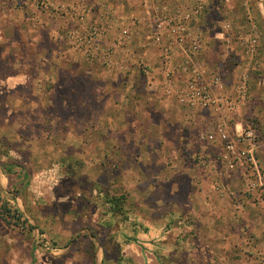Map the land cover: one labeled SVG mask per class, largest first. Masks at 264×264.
I'll list each match as a JSON object with an SVG mask.
<instances>
[{"label":"rangeland","instance_id":"1","mask_svg":"<svg viewBox=\"0 0 264 264\" xmlns=\"http://www.w3.org/2000/svg\"><path fill=\"white\" fill-rule=\"evenodd\" d=\"M49 1L58 9L80 3L87 13L79 22L50 6L41 9L37 0H0V163L9 170L0 171V212L21 214L19 220L0 216V264H91L99 246L102 264H264V203L255 199L260 210L254 214L261 221L249 227L238 225L237 211L228 219L219 209L197 212L190 181L180 177L172 156L162 159L159 169L147 153L141 156L146 163L133 159L145 150L139 142L145 146L159 138V129L149 128L145 107L140 106L146 100L143 95L132 104L130 129H125L122 115L123 130L113 132V75H108L113 69L76 50L69 34L100 24L107 11L114 29L101 41L110 44L113 32L133 34L131 26L137 25L140 11L121 18L120 29L113 0ZM163 1L170 9L203 5L202 14L190 22L202 35V49L208 31L201 30L199 18L211 12L215 21L207 29L212 31L224 23L226 36L220 42L209 40L211 48H218L214 52L220 59L225 56L228 69L235 70L233 77L246 71L252 100V80L264 77V19L258 17H264V0ZM248 14L257 32V50L249 64L240 41L249 27ZM143 40L151 45L146 36ZM209 71L207 77H223L221 70ZM173 98L168 100L180 107L186 132L195 125L196 112L205 109H189ZM248 98L235 122L243 117ZM152 118L160 120L157 112ZM255 118L250 115L245 125L256 129L259 157L264 129ZM126 133L127 143L122 141ZM212 134L210 130L205 136ZM212 139L210 145L220 150L217 137ZM192 150L184 154L195 163L197 155L207 157ZM212 192L214 204L231 199ZM206 215L210 218L200 221ZM238 236L246 238L239 241Z\"/></svg>","mask_w":264,"mask_h":264},{"label":"crops","instance_id":"2","mask_svg":"<svg viewBox=\"0 0 264 264\" xmlns=\"http://www.w3.org/2000/svg\"><path fill=\"white\" fill-rule=\"evenodd\" d=\"M61 1L73 2L76 0ZM214 1L215 0H211V2ZM162 2L165 3L163 0ZM140 3L141 0H113L110 3L113 4V17L116 21V27L120 29L123 28V22H120L121 18L123 19L124 17L129 16L137 10L140 11L137 25L131 26L133 33L131 35L132 40H130V43L132 42L131 45H128V49H125V47L123 46L121 52L113 57V74H108L109 76L113 75V132L123 130L124 127L119 126V124L121 123L122 115L125 116V129H130V126H132V124L134 123V121H130L128 119L129 113H132L134 111L131 110L132 104L134 106L138 104L137 97L139 95H143L146 100L140 106L145 107L144 113L147 116L146 121L150 125L149 128L156 126V128L159 129V138H157L155 141H151L152 143L147 144L145 146L139 142V147H145V150L142 151L140 155H135L133 159L146 163L144 159H141V156L147 153L152 156L151 161L154 162L159 169L161 168V162L166 158V156H172L171 158L174 159L176 163L180 166L178 170L180 177L184 179L186 178V180L190 181V183L188 184V189H190V195H195V201H193L197 204V212H205L206 214L207 212H210L212 210L219 209L221 210L222 215H225L223 216V218L228 219L233 216L235 211H237L236 213H239L237 219L241 220V223L238 225H246L249 227L257 222H260L261 216H258L257 213L254 214L255 210H260L258 207H256L257 204L255 203V199H258V201L260 200V203L262 204L264 203L262 202L263 199H261L259 196H256V194L254 193L245 192L243 179L241 178L239 171L225 169L217 160L221 150L217 151L215 147L210 145V140H214L212 138L215 137L213 130V121L215 117L213 113L207 109L197 111L196 116H194V118L196 117V121L194 123L195 125L190 127V129L186 132H183V128L180 123V107L176 106L175 104H172L168 100L171 99L172 96L168 94L167 89L165 90L167 86H162V83H164V79L163 77H160V73H158L160 62L162 63L163 60L160 55L162 49L161 51H158L156 48H152L153 45L151 42V45L145 46V42L143 39L144 36L148 38V28L146 25V17L144 15L142 4L140 5ZM223 15L224 14L222 13L221 16ZM261 16L262 15H258L259 19H264V17L261 18ZM198 21L201 30H205L208 32H206L205 34L206 38L204 39V47L200 54L198 56H195L194 60L199 62V65L202 66L203 70H205L208 75H210L211 73L209 69H213L217 72L221 70V75L223 76V79L225 80L226 85L230 91L231 86L236 78L233 77V73L235 72V70L228 69V67L226 66L225 56L221 55L223 57H221L220 59V53L218 54L214 52L218 48H211L209 42V40H216L220 42L221 38H224L226 36V33H224L225 31L222 28L224 26V23H221L220 25L221 29L223 30H221L220 28L217 31L210 30L212 28L213 22L215 21L211 15V12L204 13L202 18H199ZM207 27L210 29L208 30ZM109 38H113L114 44L115 39L118 41L119 34L115 35L113 32V37ZM226 41L228 42L229 39H226ZM215 44L218 45V43ZM137 48H139L138 51ZM186 48V44L183 47H175V51L170 57L167 66L172 67L181 63L185 58ZM133 56L141 57L145 61L149 62L154 75V82L151 89L153 91H148L149 89L145 87L143 76L136 72V66L132 63V61L134 60L132 58ZM198 58H201L200 61L198 60ZM215 73L213 72L212 74ZM155 74L157 75V77H155ZM184 78L185 77L176 75L174 81H171L170 83H175L176 87L178 88L183 87ZM263 78L264 77H257L256 79L252 80V100L250 95V99L248 98L249 101L246 105L245 111L243 112V117L238 118L237 124L245 125L246 120L250 118V115L254 114V116L257 117V119H255L258 120L257 123L259 122L260 128L264 129ZM254 85L257 86L256 90H254ZM173 99L176 100L175 97ZM156 112L160 116L159 121L154 120L152 118L153 114ZM124 113L128 114L124 115ZM185 113L187 114V110ZM187 117L188 115H185L186 119ZM210 130H212L213 132L211 138L205 136L206 133L210 132ZM124 135L125 136H123L124 139H122V141L126 143L129 142V139H127L128 134L126 133ZM169 143H172L174 148H169ZM115 146L118 145L115 144ZM192 148L194 150H192L191 153L194 154L196 150V152L204 153L207 156L209 160L208 169L210 170H200V168H198L199 164L195 163L194 161H192L191 157H187V155L184 154L186 150ZM126 156H129L127 152ZM258 159L261 168L263 167V170L264 148L262 149V151H260ZM154 169H156V167H154ZM159 172L161 174V170ZM218 176L219 178L217 179L216 177ZM217 180H219L220 185L225 187L226 191L230 190L229 193H231L232 195L228 193V195L231 196V199H228L227 201L220 200V203L214 204V202L211 201L210 193H213V185ZM174 187L175 185L173 186V189ZM232 192L236 194L237 199L234 198L235 195ZM208 217L209 216L207 215L206 218H204L203 216L200 221L205 222ZM212 222L216 223V219H212ZM244 238H246V236H238L239 241L245 240ZM102 261L103 249L101 246H99L95 249L94 264H102Z\"/></svg>","mask_w":264,"mask_h":264},{"label":"built area","instance_id":"3","mask_svg":"<svg viewBox=\"0 0 264 264\" xmlns=\"http://www.w3.org/2000/svg\"><path fill=\"white\" fill-rule=\"evenodd\" d=\"M141 4L146 17L148 39L153 46L162 49V86H167L165 90L167 89L168 94H172L185 107L207 109L216 115L213 130L221 145L218 162L227 170H238L246 191L259 194L264 199V173L258 159L260 146L256 129L250 125L237 124L234 120L248 98L249 77L246 71L235 78L229 91L223 77H207L201 65L194 60L201 52L203 38L201 33L190 26V22L202 14L201 3L177 9H170L161 0H141ZM37 5L41 9L50 6L56 13L60 10L63 16H70L79 22L87 13V8L80 3L70 9H58L49 0H37ZM247 18L249 27L240 41L245 50L246 63L249 64L257 50V32L252 17L248 14ZM112 26L114 29V20L105 11L104 21L82 31H72L69 40L76 50L88 57L99 58L105 67L113 68V57L121 52L123 46L128 49L131 34L124 29L114 44L102 43V37L112 30ZM185 44L187 48L183 61L176 66H167L175 47H183ZM132 58L133 65L143 76L145 87L151 90L154 82L151 66L141 57ZM181 74L185 77L184 83L183 87L178 88L175 83L170 82ZM196 161L202 169L210 170L207 157L197 155ZM213 187L222 199L229 193L219 184V180L215 181Z\"/></svg>","mask_w":264,"mask_h":264},{"label":"trees","instance_id":"4","mask_svg":"<svg viewBox=\"0 0 264 264\" xmlns=\"http://www.w3.org/2000/svg\"><path fill=\"white\" fill-rule=\"evenodd\" d=\"M0 166H1V169L3 170V173H5V174L9 173V170L5 169V167L2 163L0 164ZM108 202H111V201H108ZM13 212L14 213H12V215H9V210L5 209L6 215H4V213L0 212V216L3 220H6V216L13 217V218L19 220L21 218V214L17 210H14ZM17 225H18V223H17ZM91 264H94V256L93 255L91 258Z\"/></svg>","mask_w":264,"mask_h":264}]
</instances>
